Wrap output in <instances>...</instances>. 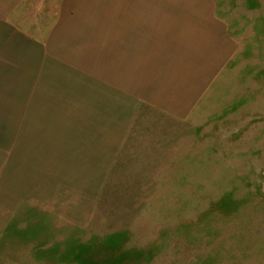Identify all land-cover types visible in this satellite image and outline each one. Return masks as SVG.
<instances>
[{
    "label": "rangeland",
    "instance_id": "374dc122",
    "mask_svg": "<svg viewBox=\"0 0 264 264\" xmlns=\"http://www.w3.org/2000/svg\"><path fill=\"white\" fill-rule=\"evenodd\" d=\"M213 1L235 41L233 59L186 119L142 107L104 175L97 172L102 158L75 150L60 132L39 137L52 144L44 149L28 138L17 143L13 127L3 125L43 112L22 110L17 102L80 99V78L61 67L51 72L48 65L39 72L44 76L34 77L28 63L65 15L45 12L38 0H26L12 15L10 25L27 44L0 64V150L19 144L27 172L40 179L39 151L58 166L81 164L89 188L79 190L73 173L67 194L88 200L76 217L89 206V220L70 225L50 216L43 219L46 229L28 223L29 232L42 233L41 246L31 248L32 261L25 250L16 261L0 255V264H264V0ZM95 17L74 20L94 23ZM70 31L73 38L81 32Z\"/></svg>",
    "mask_w": 264,
    "mask_h": 264
},
{
    "label": "crops",
    "instance_id": "0c3cea01",
    "mask_svg": "<svg viewBox=\"0 0 264 264\" xmlns=\"http://www.w3.org/2000/svg\"><path fill=\"white\" fill-rule=\"evenodd\" d=\"M25 1L0 0V64L7 62L12 53H22L27 44L10 25L12 15ZM39 3L45 12L65 17L54 21L44 48L39 47L28 60L33 76H44L39 72L46 71L47 65L51 72L64 68L74 78H80V99L17 102V108L22 110L43 112L32 118L20 115L15 123L8 120L3 125L13 127L11 137L17 143L28 138L44 149L52 144L39 137L60 132L75 150L92 151L93 156L102 158L97 163V172L102 175L109 171L142 107L186 119L234 57L235 41L216 13L213 0H38ZM85 14H95L94 23L74 20L75 15ZM68 16L73 23L65 21ZM72 28L81 30L76 38ZM93 43L95 49H90ZM17 64L21 70L24 59L17 60ZM51 111H63L62 116ZM45 155V151H39L36 156L37 161H42L37 170L43 169L45 175L40 179V173L27 172L26 162L20 160L19 144L17 149L0 150V255L9 261H16V255L25 250L32 261L31 248L34 244L41 246L42 233L29 232L32 227L28 223L46 229L49 221H45L50 216L70 225H83L89 220V206L84 215L76 217L81 205H89L88 200H76L73 193L67 194V189L74 188L72 180H68L73 173L79 190L89 188L88 170L81 164L58 166ZM27 238L30 245L22 247Z\"/></svg>",
    "mask_w": 264,
    "mask_h": 264
}]
</instances>
